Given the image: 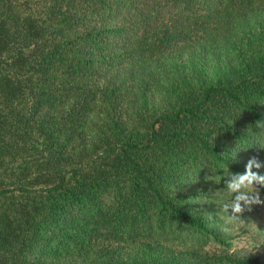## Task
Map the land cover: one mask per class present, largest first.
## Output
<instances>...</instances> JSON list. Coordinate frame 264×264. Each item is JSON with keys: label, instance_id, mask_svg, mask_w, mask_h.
Returning <instances> with one entry per match:
<instances>
[{"label": "trees", "instance_id": "1", "mask_svg": "<svg viewBox=\"0 0 264 264\" xmlns=\"http://www.w3.org/2000/svg\"><path fill=\"white\" fill-rule=\"evenodd\" d=\"M262 144L264 0H0V264H264L212 201Z\"/></svg>", "mask_w": 264, "mask_h": 264}, {"label": "rangeland", "instance_id": "2", "mask_svg": "<svg viewBox=\"0 0 264 264\" xmlns=\"http://www.w3.org/2000/svg\"><path fill=\"white\" fill-rule=\"evenodd\" d=\"M225 186L219 184L213 187L214 208L218 211L219 218L224 226L226 213L220 212V206L225 202H230L231 196L226 193ZM218 193V194H217ZM261 199L264 200V194L260 191ZM212 208V207H211ZM240 220L232 222L231 230L228 231L232 238L230 251L237 255H257L264 262V204L253 205L251 210H245L239 214ZM209 251L218 249V247L209 245Z\"/></svg>", "mask_w": 264, "mask_h": 264}, {"label": "clouds", "instance_id": "3", "mask_svg": "<svg viewBox=\"0 0 264 264\" xmlns=\"http://www.w3.org/2000/svg\"><path fill=\"white\" fill-rule=\"evenodd\" d=\"M261 167H264V164L253 156L248 160L243 173H229L225 169V175L230 177L225 181V190L231 196V200L220 206V212L228 214L226 219L221 217L224 219L222 231H230L232 222L240 220L239 214L245 210L250 211L253 205L264 204L260 195V187H264V174L253 171L254 168L260 169Z\"/></svg>", "mask_w": 264, "mask_h": 264}]
</instances>
